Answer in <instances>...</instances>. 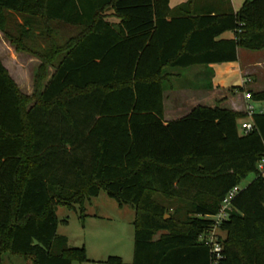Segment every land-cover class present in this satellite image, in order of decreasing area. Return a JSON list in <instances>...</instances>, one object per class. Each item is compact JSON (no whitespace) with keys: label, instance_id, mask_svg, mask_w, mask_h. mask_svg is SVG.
<instances>
[{"label":"trees","instance_id":"obj_1","mask_svg":"<svg viewBox=\"0 0 264 264\" xmlns=\"http://www.w3.org/2000/svg\"><path fill=\"white\" fill-rule=\"evenodd\" d=\"M197 1L172 12L169 0H0L4 38L42 62L27 98L0 60V260L87 262L58 235L56 212L83 214L104 191L134 209L133 264H213L199 238L227 193L253 175L220 225L217 264H264V114L247 134L238 129L244 116L218 106L168 124L163 116L172 70L235 62L239 48L264 51V0L238 12ZM51 23L82 30L62 46L47 34V51L26 45ZM226 32L234 38L222 39ZM250 97L264 102V90Z\"/></svg>","mask_w":264,"mask_h":264},{"label":"rangeland","instance_id":"obj_2","mask_svg":"<svg viewBox=\"0 0 264 264\" xmlns=\"http://www.w3.org/2000/svg\"><path fill=\"white\" fill-rule=\"evenodd\" d=\"M13 36L18 35V25L22 23L20 15H14ZM115 19H112V21ZM82 29L78 27L51 23L50 27L42 26L35 30L33 40L27 41L26 45L39 51L49 49V40L45 39L47 34H51L52 39L59 45L65 44L69 38L77 37ZM1 33V32H0ZM2 34V33H1ZM2 36V37H1ZM0 36V57L5 59L7 72L9 73L16 86L20 89L24 97H32L34 93V78L37 75L41 60L37 56H32L24 52V55L17 56L16 60L10 56L8 48H14L7 41L3 34ZM3 38V39H2ZM8 46V47H7ZM17 53V54H18ZM202 68L194 66L189 69H178L182 77L173 83L177 85H188L200 82L193 78L194 71ZM48 75L46 82L55 72L53 67L47 68ZM34 105L31 103L30 107ZM254 179L249 175L243 182L241 188L246 187ZM84 214V218H81ZM79 207L76 210H69L66 207H58L56 215L58 218V235L67 239L69 248L84 249L87 262L74 264H111L107 262L110 257L118 258L121 264H133L134 253V209L125 205L118 206L117 202L102 191L97 197L86 201L84 213ZM0 264H31L29 259H21L15 256H3Z\"/></svg>","mask_w":264,"mask_h":264},{"label":"crops","instance_id":"obj_3","mask_svg":"<svg viewBox=\"0 0 264 264\" xmlns=\"http://www.w3.org/2000/svg\"><path fill=\"white\" fill-rule=\"evenodd\" d=\"M189 1L191 0H169L170 9L173 12L177 7L187 4ZM229 1L230 6L228 3L223 4L218 0H198L196 6L199 9H208L211 7L221 8L226 4L225 8L231 7L234 12H238L246 2L245 0ZM233 38L234 33L232 32H226L222 36L224 40ZM8 49L10 56L15 60L17 56L24 55L17 54L14 48ZM0 60L7 69L5 59L0 57ZM200 67L202 68H198L199 70H195L193 73V78H197L200 82L188 85L174 84L175 80L182 77L181 74L170 79V84L163 93L164 123L178 121L198 106L208 108L218 106L223 110L244 116L238 121L239 132L244 134L241 126L245 122L253 123L254 116L264 114V102L258 103L246 97L247 94L251 95L264 90V51L253 52L239 48L235 62ZM177 73L178 71L173 72L172 70V74L177 75ZM248 106L253 107L251 116L247 113Z\"/></svg>","mask_w":264,"mask_h":264},{"label":"built area","instance_id":"obj_4","mask_svg":"<svg viewBox=\"0 0 264 264\" xmlns=\"http://www.w3.org/2000/svg\"><path fill=\"white\" fill-rule=\"evenodd\" d=\"M246 97L248 99H251L250 94H247ZM252 112L253 107L248 106L247 113H249V115L251 116L253 114ZM241 129L245 134L255 130L254 125L251 122H245L241 126ZM257 169L260 177H264V156L262 157L261 162L258 164ZM240 190L241 187L236 186L231 189L230 192L227 193L228 195L223 199L222 203L218 208L219 211L215 214V216L210 217V219L212 220V228L204 232L199 238V241H201L207 247L210 248L212 258L214 259L213 264H217L220 260H222L223 242L220 237V225L230 218L232 212L234 211L232 201L239 194Z\"/></svg>","mask_w":264,"mask_h":264}]
</instances>
